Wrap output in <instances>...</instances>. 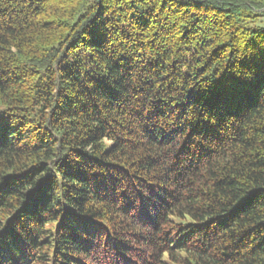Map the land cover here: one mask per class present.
Here are the masks:
<instances>
[{"label":"trees","instance_id":"16d2710c","mask_svg":"<svg viewBox=\"0 0 264 264\" xmlns=\"http://www.w3.org/2000/svg\"><path fill=\"white\" fill-rule=\"evenodd\" d=\"M0 264H264V0H0Z\"/></svg>","mask_w":264,"mask_h":264}]
</instances>
